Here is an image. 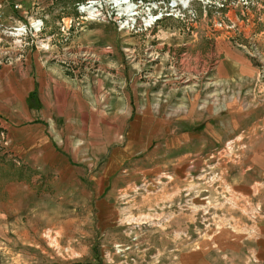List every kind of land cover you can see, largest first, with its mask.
Returning <instances> with one entry per match:
<instances>
[{
    "label": "rangeland",
    "instance_id": "obj_1",
    "mask_svg": "<svg viewBox=\"0 0 264 264\" xmlns=\"http://www.w3.org/2000/svg\"><path fill=\"white\" fill-rule=\"evenodd\" d=\"M18 1L0 264H264V0Z\"/></svg>",
    "mask_w": 264,
    "mask_h": 264
},
{
    "label": "crops",
    "instance_id": "obj_2",
    "mask_svg": "<svg viewBox=\"0 0 264 264\" xmlns=\"http://www.w3.org/2000/svg\"><path fill=\"white\" fill-rule=\"evenodd\" d=\"M15 1L16 0H0V19H5V17L7 16L6 15L7 12L9 10H11V8L16 9V10L19 9V10H17L18 12L26 13V11L29 7V3L28 2H21V1L15 2ZM10 5H12V7H10ZM227 62H233V61L226 59V63ZM233 63L239 65V63L236 61ZM5 69H7V68H5ZM249 70H250L249 71L250 74H252V77H253L255 75V71L254 70L252 71L251 68H249ZM9 73H12L10 69H9V72L6 70L5 75H8ZM233 74L234 73L232 72L231 75H233ZM35 82H36L35 79L32 80L30 73H28L25 77H23L21 79L20 84H21L22 94H21L20 99H22L24 101L26 95L34 88ZM3 85L4 86L2 88H0V95H1V93L6 94V99H7L6 103L7 104H5L4 107L7 109H11L12 108L11 103L15 104L18 100L16 98H14L15 95L11 89V85L9 86L8 84H5V83ZM37 88H38V85H37ZM8 96H10V97H8ZM1 98L3 99V97H1ZM24 107H25V105H24ZM24 139L25 138H23V141H24ZM24 143H27L28 145L29 144H39V147L42 150H44V152H47L50 154H53V152L56 150L55 147L57 145V144H55L56 142L53 141V138H51L48 133L41 134L40 136H37L35 139L34 138H31V139L26 138L25 142H23V145H24ZM107 145L110 146V140L108 141ZM39 147H37V148H39ZM22 152H24V151L22 150ZM24 156L25 155L23 154V156H22L23 159H24Z\"/></svg>",
    "mask_w": 264,
    "mask_h": 264
},
{
    "label": "built area",
    "instance_id": "obj_3",
    "mask_svg": "<svg viewBox=\"0 0 264 264\" xmlns=\"http://www.w3.org/2000/svg\"><path fill=\"white\" fill-rule=\"evenodd\" d=\"M120 2H121V6L120 7H124L125 5L127 6V8H125L124 10L126 11H128V16L129 17H135L136 16V7L134 6V5H129V3L131 2V0H120ZM93 4V3H92ZM127 14V13H126ZM37 23V22H36ZM34 24L36 27L38 26V25H40V24ZM35 26H32L33 28L35 27ZM13 31L14 32H19V33H24L25 34V32H26V30H25V27L24 26H18L17 28H13Z\"/></svg>",
    "mask_w": 264,
    "mask_h": 264
},
{
    "label": "bare ground",
    "instance_id": "obj_4",
    "mask_svg": "<svg viewBox=\"0 0 264 264\" xmlns=\"http://www.w3.org/2000/svg\"><path fill=\"white\" fill-rule=\"evenodd\" d=\"M114 1V0H113ZM118 1V0H117ZM117 1H115V3H116V6H121V2H119V3H117ZM184 5H186V3H188V1L189 0H180ZM85 10H88L89 12H90V14L93 12V6L91 5V6H88V7H86L85 8ZM87 11V12H88ZM126 13H128V11L126 10L125 11Z\"/></svg>",
    "mask_w": 264,
    "mask_h": 264
},
{
    "label": "water",
    "instance_id": "obj_5",
    "mask_svg": "<svg viewBox=\"0 0 264 264\" xmlns=\"http://www.w3.org/2000/svg\"><path fill=\"white\" fill-rule=\"evenodd\" d=\"M94 4V3H93Z\"/></svg>",
    "mask_w": 264,
    "mask_h": 264
}]
</instances>
